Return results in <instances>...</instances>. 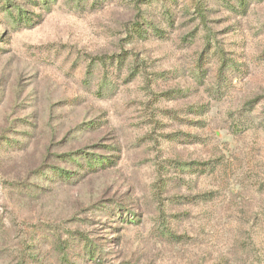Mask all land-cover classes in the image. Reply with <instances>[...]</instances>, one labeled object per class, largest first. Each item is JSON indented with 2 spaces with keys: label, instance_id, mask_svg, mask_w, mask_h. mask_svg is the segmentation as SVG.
<instances>
[{
  "label": "rangeland",
  "instance_id": "rangeland-1",
  "mask_svg": "<svg viewBox=\"0 0 264 264\" xmlns=\"http://www.w3.org/2000/svg\"><path fill=\"white\" fill-rule=\"evenodd\" d=\"M246 1L0 0V264H264Z\"/></svg>",
  "mask_w": 264,
  "mask_h": 264
},
{
  "label": "trees",
  "instance_id": "trees-1",
  "mask_svg": "<svg viewBox=\"0 0 264 264\" xmlns=\"http://www.w3.org/2000/svg\"><path fill=\"white\" fill-rule=\"evenodd\" d=\"M237 3H239V6L242 7L243 4H246V0H236ZM139 25V23H137ZM64 160L66 162H70L71 164H75L79 167H82V169H85L87 171H96L97 168H101L106 164V160L102 159L101 157H95V156H90L88 157L87 153L85 151L78 150L74 153L68 154L64 157ZM79 160H82L83 166H80ZM52 169H55L58 173V176L65 181H69L70 179L73 180L75 179L74 175L75 172L67 169H60L56 167H50ZM81 241L85 243V248L88 249V256L93 262H100L101 259V254L99 251L93 252V249H95L94 246L91 244H88V242H85V238L81 239ZM94 258H96L94 260Z\"/></svg>",
  "mask_w": 264,
  "mask_h": 264
}]
</instances>
